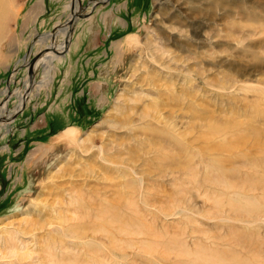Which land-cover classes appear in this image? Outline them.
Segmentation results:
<instances>
[{
    "label": "rangeland",
    "instance_id": "obj_1",
    "mask_svg": "<svg viewBox=\"0 0 264 264\" xmlns=\"http://www.w3.org/2000/svg\"><path fill=\"white\" fill-rule=\"evenodd\" d=\"M101 1L3 11L0 264H264V0Z\"/></svg>",
    "mask_w": 264,
    "mask_h": 264
},
{
    "label": "bare ground",
    "instance_id": "obj_2",
    "mask_svg": "<svg viewBox=\"0 0 264 264\" xmlns=\"http://www.w3.org/2000/svg\"><path fill=\"white\" fill-rule=\"evenodd\" d=\"M9 3H10L9 0H0V30H1V26H2L1 25V21L4 19L3 11L6 9L7 5H9ZM68 32H69V28L68 27L64 28V30H63L64 39L67 37ZM46 40L47 41L48 40L50 41V45L47 46L48 48L46 49V52L40 58H38L37 61L35 62V64L33 65V67H35L36 64L41 61L38 64L42 68V72H43V84L44 85H46V82H50L52 80V75H53L52 72H53L54 69H53V67L51 65V61H53L54 56L53 55H49L46 58H44V57H45V55L47 56L48 54H53V53H56L57 54V53H59L58 52V49L53 48V41H52L53 39H52L51 34H48L47 36H45L44 39H41L40 40V42L41 43L42 42L45 43ZM0 42H1V39H0ZM127 42L130 43V44H132V45L137 44V42H136L135 39H129ZM66 43H67V41L63 44V47H66ZM60 46H62V44ZM41 59H43V60H41ZM29 85L31 86L32 84L29 82ZM7 122H8V119H0V123H7ZM217 132H219V131H217ZM58 139L65 141L69 145H74L76 147H79L80 146V143L76 139L75 133H74V131L72 129H67V130L63 131L62 134L59 135ZM162 151L163 152H166V150H163V149H162ZM109 209H111V208H109ZM128 225H130V222L126 223L124 225V227L121 228V231H126V229H129V226Z\"/></svg>",
    "mask_w": 264,
    "mask_h": 264
},
{
    "label": "water",
    "instance_id": "obj_3",
    "mask_svg": "<svg viewBox=\"0 0 264 264\" xmlns=\"http://www.w3.org/2000/svg\"><path fill=\"white\" fill-rule=\"evenodd\" d=\"M110 0H102L101 2L102 3H106V2H109ZM98 2L97 1H95V3H94V5H93V7H95V5L97 4ZM82 15H78L77 17L78 18H80ZM76 18H75V16L69 21V24L71 25L73 22H74V20H75ZM66 41H67V43H68V39H66ZM46 51V50H45ZM64 51L65 50H63V55H64ZM45 52L43 51V52H39V54H37V55H35V56H33V58L31 59V61L29 62V66H27L26 68H28L29 70H31V68H32V66L35 64V62L37 61V59L38 58H40L43 54H44ZM29 57V53L27 54V55H25L24 57H23V61L25 60V59H27ZM29 81V80H28ZM30 82V81H29ZM6 88L8 89V84H6ZM22 109V108H21Z\"/></svg>",
    "mask_w": 264,
    "mask_h": 264
}]
</instances>
